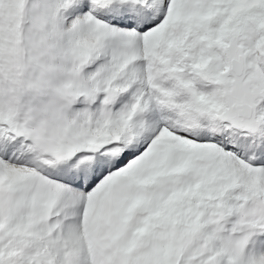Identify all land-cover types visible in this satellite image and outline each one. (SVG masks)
I'll return each mask as SVG.
<instances>
[{"label": "snow or ice", "instance_id": "obj_1", "mask_svg": "<svg viewBox=\"0 0 264 264\" xmlns=\"http://www.w3.org/2000/svg\"><path fill=\"white\" fill-rule=\"evenodd\" d=\"M0 264H264V0H0Z\"/></svg>", "mask_w": 264, "mask_h": 264}]
</instances>
